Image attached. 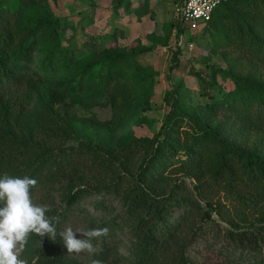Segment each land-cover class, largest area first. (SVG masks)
I'll use <instances>...</instances> for the list:
<instances>
[{"label": "trees", "instance_id": "trees-1", "mask_svg": "<svg viewBox=\"0 0 264 264\" xmlns=\"http://www.w3.org/2000/svg\"><path fill=\"white\" fill-rule=\"evenodd\" d=\"M42 1L0 0V143L11 139L17 145L29 146L28 154L33 161L40 155L53 156L62 140L78 133L72 119L73 104L111 108L116 119L128 118V126L119 143L127 147L136 142L134 128L145 124L143 114L150 110L151 104L149 95H141L129 81L115 80L114 75L124 69L126 54L113 50L88 62H76L62 50L52 11L48 4L41 6ZM222 11L231 24L225 45L243 51L248 62L264 64V0H224L205 28L216 29L213 21ZM185 27L177 21L178 41ZM36 54H39V71L31 67ZM181 54V50L174 54L171 71L180 68ZM103 63L108 65L109 71L96 79L93 70ZM240 64L231 61L229 70L224 71L235 81L238 91L235 98L226 100L222 106L229 110L243 106L257 108L264 120V80L243 78ZM220 72L223 70L219 68L214 75ZM193 74L202 79L201 73ZM40 75L52 84L39 91L36 111L40 121L34 124L29 112L20 108L18 102L5 101L2 92L6 88H20L28 82L35 83V77ZM90 90L95 91L93 97L87 95ZM185 92L181 85L166 94L165 102L171 111L161 130L153 139L140 140L147 152L152 153L149 164L139 168L124 192L120 189L126 182L129 185L126 179L120 177L114 185L125 207L138 219L135 228L140 240L135 249L137 263L192 264L187 244L178 247L177 254H173L172 249L179 246V234L195 219L200 218V223L211 220L217 206L209 199V194L217 189L232 197L244 210L258 212L259 221L249 226L230 222L233 230L226 236L227 249L251 257L250 264H264V152L257 148L236 147L229 142L221 126L202 123L197 114L192 113ZM137 101L142 107L134 110ZM59 106L66 109L68 119L65 123L58 118L56 108ZM11 164L9 161L7 166L0 168V173L16 176ZM62 173L57 174L58 178L67 177L66 171ZM173 175L196 181L199 196L208 210H203L186 188L173 185ZM87 192L80 189L63 195L58 208L53 194L47 191L43 203L39 204L50 209L47 215L53 218L57 236L53 240L29 234L24 244L29 258L27 264H93L94 260L100 264L110 263L115 253L113 234L107 224L99 223L95 216H88V230L108 228L109 231L107 236L93 240L96 252L90 254L87 263L73 257L59 237L73 215L71 210ZM228 260L229 264H237L232 258Z\"/></svg>", "mask_w": 264, "mask_h": 264}, {"label": "rangeland", "instance_id": "rangeland-1", "mask_svg": "<svg viewBox=\"0 0 264 264\" xmlns=\"http://www.w3.org/2000/svg\"><path fill=\"white\" fill-rule=\"evenodd\" d=\"M180 2H40L41 6L49 5L57 24L62 50L68 52L76 62H88L101 53L113 50L124 52V69L114 75L115 80L129 81L141 95H149L151 108L143 114L145 124L134 128L136 142L127 147L119 142L129 119L118 120L111 108L89 104H73L72 119L78 133L71 139L62 140L60 149H55L51 157L40 155L38 160L33 161L28 154L29 146L17 145L11 139L0 143V168L12 161V168L15 167L12 172L16 176L22 178L27 175L37 180L31 192L34 204L43 203L44 195L49 191L59 208L63 195L73 190L88 191L71 210L73 215L64 229L71 227L74 231H87L88 216H95L99 223L107 224L112 231L115 248L109 264H138L135 250L140 241L135 231L138 219L125 207L114 185L120 177L126 179L129 185L126 182L120 189L124 192L139 168L150 161L152 153L147 152L140 140L153 139L161 130L171 111L165 97L173 88L184 85V95L192 113L197 114L198 119L207 126H221L226 130L231 144L264 152V120L260 111L246 106L234 110L222 106L226 100L235 98L238 91L235 81L224 73L229 70V62L241 63L240 75L243 78L261 80H264V64L248 62L243 51L225 45L231 24L224 11L218 13L213 21L218 31L212 27L205 28V25L186 26L185 33L178 41L176 16ZM178 50L182 51L181 66L171 71L174 54ZM38 64L39 54H36L31 67L39 71ZM219 68L223 72L214 75ZM108 71V65L103 63L95 67L93 75L99 79ZM193 72L201 73L202 79ZM35 81L25 83L20 88H6L2 94L5 101L18 102L20 108L29 112V119L37 124L40 121L36 111L39 91L52 82L41 75L35 77ZM94 93V90H90L87 95L93 97ZM141 107L142 103L137 101L134 110ZM56 110L59 120L65 123L68 119L66 109L59 106ZM63 171H66L67 177L58 178L57 174ZM0 175L11 176L10 173ZM171 183L186 188L188 195L198 200L203 210H208L199 196L196 181L173 175ZM209 199L217 206L211 220L200 223V218L195 219L184 228L178 236L179 246L173 247L172 253L177 254L178 247L187 244V254L192 264H229L230 258L237 264H250L251 257L227 249L226 236L233 230L230 222L241 227L249 226L259 221L258 212L244 210L232 197L217 189L209 194ZM77 238L82 237L77 234ZM70 254L85 263L90 258L87 252ZM19 257L24 264L29 261L24 246L19 250Z\"/></svg>", "mask_w": 264, "mask_h": 264}, {"label": "clouds", "instance_id": "clouds-1", "mask_svg": "<svg viewBox=\"0 0 264 264\" xmlns=\"http://www.w3.org/2000/svg\"><path fill=\"white\" fill-rule=\"evenodd\" d=\"M37 180L30 176L16 177L0 175V264H24L19 250L26 244L29 234L55 239L57 228L50 209L33 203L31 192ZM108 228H92L74 231L71 227L59 232L69 253L94 254L93 240L107 236ZM80 234L82 238H77ZM93 264H100L94 260Z\"/></svg>", "mask_w": 264, "mask_h": 264}, {"label": "built area", "instance_id": "built-area-1", "mask_svg": "<svg viewBox=\"0 0 264 264\" xmlns=\"http://www.w3.org/2000/svg\"><path fill=\"white\" fill-rule=\"evenodd\" d=\"M177 21L185 26L208 24L224 0H181Z\"/></svg>", "mask_w": 264, "mask_h": 264}]
</instances>
